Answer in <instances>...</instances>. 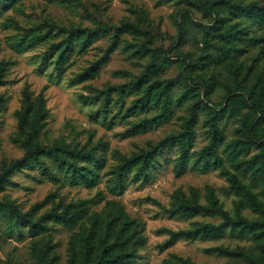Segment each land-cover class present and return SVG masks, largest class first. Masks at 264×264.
<instances>
[{
	"label": "rangeland",
	"instance_id": "374dc122",
	"mask_svg": "<svg viewBox=\"0 0 264 264\" xmlns=\"http://www.w3.org/2000/svg\"><path fill=\"white\" fill-rule=\"evenodd\" d=\"M199 2L201 0H17L13 4H0V68L3 79L0 95L4 106L0 110V174L3 167L20 160L23 149L13 141L18 131L17 115L22 108V93L27 89L32 98L42 94L48 110L45 127L40 141L52 145L57 140L67 144L94 148L101 158L103 167L97 185L88 189L80 183L71 184L65 173L50 163L58 175L56 182L33 166L13 170L10 181L0 191V201H14L22 213H28L39 205L33 217L39 218L53 207H63L86 202L89 216L102 214L111 204L119 205L131 218L142 222L143 246L137 251V264H164L171 256L189 260L193 264H263L258 261L255 243L250 237H231L227 232L218 238L187 239L179 238L169 241L166 230L181 232L190 230L196 224L218 225L221 220L216 217H194L190 219L173 217L167 213L171 207L172 195L176 192L188 195L189 190L197 191L201 204H205L207 188L213 189L223 209L233 215L237 197L228 188L226 180L218 171L194 169L192 161L185 172L177 177L174 173L177 149L167 148L156 157L150 169L148 180H133L132 170L127 174L123 189H111L113 170L122 158H130L156 144L164 137L181 130L184 119L191 107L196 106L200 112L193 127L194 140L191 154L201 150L208 142V126L204 124L205 106L220 111L226 104L227 95L233 97L242 94L235 88H252L264 91V26L253 24L245 17L232 18L228 24L239 23L248 27L244 41L240 44L241 52L233 59H223L214 48H206L202 43L203 26H210L214 16ZM242 4L253 3L264 6V0H242ZM181 16L186 19L185 38L179 37ZM225 16V15H224ZM123 24L134 25L139 33L122 34L113 51L108 52L114 28ZM73 28H100L102 33L83 52L78 51L69 56L57 70L56 54L51 52L53 44L61 42L66 34L63 30ZM51 30L49 38L37 45H31L26 38L31 34L45 33ZM147 34L151 38L145 37ZM23 40V42H22ZM215 44H220L215 39ZM159 51V59L168 58L157 76V80L175 79L180 73V56L189 54L196 63L204 64L187 79L190 87L196 86L197 77L207 87V95L200 89V103L196 97L184 94L185 82L180 80L171 92V116L158 125H151L136 134L127 133L130 124L141 118H150L154 110L123 117V112L137 95L132 94L123 101L122 111L113 92L111 103L106 113L101 111V101L83 103L80 97L94 96L116 86H128L139 77L149 64V55L139 56L135 52L141 47ZM212 52V53H211ZM211 54L208 59L201 55ZM220 56V61L209 63L213 57ZM200 58V60H199ZM98 75L89 81H75V77L97 61ZM237 85H236V84ZM228 101V100H227ZM219 121V128L224 133V144L242 139L237 134L240 126H246L252 120L249 110L237 102L232 111L225 109ZM264 136V125L254 139L258 142ZM264 144V139L261 140ZM220 149L225 164L233 173L248 184V178H242L239 172L226 162L227 156ZM259 153L251 146L240 159H250ZM264 184L253 186V192L264 206V197L259 195ZM241 215L250 220L258 218L248 208ZM51 231L40 236L31 237L23 224L12 227L7 214L0 213V264H43L56 256L55 264H67L68 245L75 232L62 224L47 222ZM51 244L52 252L47 245ZM225 247L230 250H242L246 258H228L211 253L210 249Z\"/></svg>",
	"mask_w": 264,
	"mask_h": 264
},
{
	"label": "trees",
	"instance_id": "16d2710c",
	"mask_svg": "<svg viewBox=\"0 0 264 264\" xmlns=\"http://www.w3.org/2000/svg\"><path fill=\"white\" fill-rule=\"evenodd\" d=\"M17 0H0L1 5H11ZM189 1V0H186ZM242 0H201L199 2L213 16V22L210 26H203L202 43L206 48L212 49L223 56V59H233L241 52L240 44L245 40L244 35L248 27H240L239 23L228 24L234 18L245 17L250 19L253 24L264 26V6L258 7L253 3L242 4ZM225 15V16H224ZM105 29H80L73 28L63 30L66 37L59 43L51 46V52L56 54L55 67H60L66 62L75 50L83 52L94 40H96ZM131 31L139 33V28L123 24L114 28V34L111 39V45L108 52H111L118 43L120 35ZM49 29L45 33H35L29 35V43L37 45L45 42L51 35ZM186 35V19L181 16L179 26V37L182 39ZM148 43L151 38L145 34ZM220 44L218 47L214 40ZM258 43H264L261 38ZM23 42V40H22ZM139 56L149 55L150 62L145 67L141 75L128 86H116L106 91L95 94L94 96L80 97L83 103H92L103 98L101 101V111L106 113L107 107L111 103V94L114 92L119 103V112L123 106V101L129 95H137V99L125 109L123 117L136 115L138 113H147L154 110L150 118H141L138 122L130 124L127 133L136 134L144 131L151 125H158L167 121L171 116L172 89L180 83L185 82L187 89L184 94L196 97V102L200 103V89L207 95V87L203 80L197 77V85L190 87L187 79L191 80V75L204 64L196 63V59L189 54L180 56V73L175 79L157 80L159 72L169 63L168 58L159 59V51L151 50L147 47L139 48L135 54ZM212 53V52H211ZM211 55V54H210ZM209 54L201 55L200 58L208 59ZM220 56L213 57L209 63L215 64L220 61ZM199 58V60H200ZM103 60L97 61L89 68L85 69L75 77V81H89L97 77L99 65ZM3 79V70L0 68V84ZM236 84V83H235ZM237 85V84H236ZM242 94L233 97L227 95L226 104L220 107V111L205 106V122L208 126V142L198 152L191 154L193 147L195 126L199 108L193 106L189 109L187 117L184 119L181 130L175 134L168 135L156 144H148L146 150L130 158H122L120 164L112 172L111 189L122 190L125 178L128 173L134 171L132 179L148 180L150 169L156 161V157L167 148L175 147L177 156L175 158L174 173L175 176H181L192 161L194 169L207 171L209 169L218 171L228 183V188L237 197L234 214L231 215L225 211L219 203L213 189L207 188L205 192V204H201L197 191L194 188L189 190L188 195L176 192L172 195L171 207L167 213L173 217L194 218V217H216L221 220L218 225L196 224L190 230L181 232H172L166 230L169 241L173 242L179 238L193 239H212L222 236L227 232L231 237H250L255 243L258 252L257 260L264 264V206L258 201V196L253 192V186L260 187L264 184V144L254 139L259 129L264 125V91L262 86L256 90L252 88H235ZM249 110L252 120L246 126H240L237 134L242 139H237L231 143L224 144V133L219 128V121L225 109L232 111L237 103ZM4 106V98L0 95V110ZM48 110L45 106V99L42 94L35 98L27 89L22 93V108L17 115L18 131L13 141L24 151L22 158L12 165L3 167L0 174V191L5 186L11 185V174L15 169L28 168L36 166L39 170L49 176L56 182L58 175L53 171L50 163L54 164L59 170H62L71 184L80 183L88 189L94 188L100 177V171L103 167L101 158L97 155L94 148H78L67 144L64 140H57L52 145H44L40 141L41 133L45 127ZM223 146V153L227 156L226 162L233 171L239 172L242 178H248L249 183L245 184L236 173L228 168L220 153ZM253 146L259 149V153L246 160L240 159L241 153L246 154L249 148ZM264 197V189L260 194ZM40 205V204H39ZM39 205H36L28 213H22L14 201H0V213H6L8 222L12 227H18L23 224L28 228L31 237L40 236L49 233L51 227L47 222L62 224L71 229L73 236L68 245L67 264H137V251L143 246V224L141 221L131 218L124 210L115 204H111L102 214H92L89 216V208L84 201L76 204H70L62 209L53 207L49 212L39 218H34V212ZM245 208L250 209L258 215V218L250 220L241 215ZM52 245H47L48 252H52ZM211 253L228 258H246L242 250H230L225 247H215L210 250ZM53 254V252H52ZM56 256L50 261H43V264H55ZM164 264H193L189 260H182L171 256Z\"/></svg>",
	"mask_w": 264,
	"mask_h": 264
}]
</instances>
